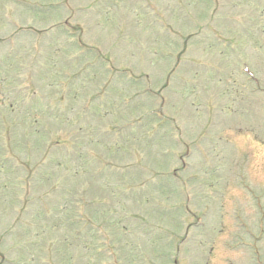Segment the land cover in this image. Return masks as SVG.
I'll list each match as a JSON object with an SVG mask.
<instances>
[{
  "label": "rangeland",
  "instance_id": "1",
  "mask_svg": "<svg viewBox=\"0 0 264 264\" xmlns=\"http://www.w3.org/2000/svg\"><path fill=\"white\" fill-rule=\"evenodd\" d=\"M0 264H264V0H0Z\"/></svg>",
  "mask_w": 264,
  "mask_h": 264
}]
</instances>
